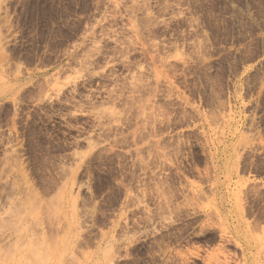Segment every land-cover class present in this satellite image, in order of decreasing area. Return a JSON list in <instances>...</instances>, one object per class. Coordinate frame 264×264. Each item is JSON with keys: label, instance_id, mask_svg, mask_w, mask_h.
Segmentation results:
<instances>
[{"label": "rangeland", "instance_id": "obj_1", "mask_svg": "<svg viewBox=\"0 0 264 264\" xmlns=\"http://www.w3.org/2000/svg\"><path fill=\"white\" fill-rule=\"evenodd\" d=\"M0 264H264V0H0Z\"/></svg>", "mask_w": 264, "mask_h": 264}]
</instances>
